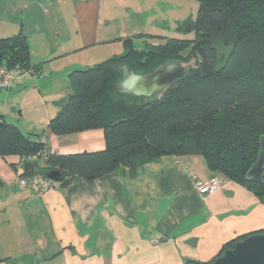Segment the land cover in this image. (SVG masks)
Here are the masks:
<instances>
[{"label":"crops","instance_id":"crops-1","mask_svg":"<svg viewBox=\"0 0 264 264\" xmlns=\"http://www.w3.org/2000/svg\"><path fill=\"white\" fill-rule=\"evenodd\" d=\"M150 15L136 0H0V39L22 33L39 66L37 78L0 90V119L51 154L104 151L102 129L57 136L48 126L72 94L70 73L121 56L123 40L154 28ZM36 164L0 157V264H209L229 242L264 232V203L244 186L197 191L193 176L224 179L201 156L121 166L45 195L18 184L40 175Z\"/></svg>","mask_w":264,"mask_h":264},{"label":"trees","instance_id":"trees-1","mask_svg":"<svg viewBox=\"0 0 264 264\" xmlns=\"http://www.w3.org/2000/svg\"><path fill=\"white\" fill-rule=\"evenodd\" d=\"M196 1L194 40L152 45L149 40L155 36L128 38L121 56L70 73L72 94L48 129L57 136L102 129L104 151L51 154L0 119V157L41 154L37 161L43 165L36 164L40 175L61 171L59 185L66 188L78 178L94 180L121 166L135 169L163 156H201L212 173L244 186L264 202V175L261 183L246 178L264 142V0ZM217 38L232 47L226 57L219 56L213 45ZM137 40L144 48L136 47ZM192 59L198 60L197 68L187 70L185 78L159 98L117 94L124 66L135 74H151L161 65ZM0 64L32 68L39 75L22 33L0 39ZM248 237L226 244L209 264Z\"/></svg>","mask_w":264,"mask_h":264},{"label":"water","instance_id":"water-1","mask_svg":"<svg viewBox=\"0 0 264 264\" xmlns=\"http://www.w3.org/2000/svg\"><path fill=\"white\" fill-rule=\"evenodd\" d=\"M121 69L123 78L117 86V94L147 99L161 95L177 81L184 79L187 74V69L177 61L167 63L151 74H135L130 72L127 66ZM263 175L264 142L259 160L247 173L246 178L251 182L261 183ZM46 178L60 183L63 173L51 171L47 173ZM212 264H264V233L254 234L239 241L233 249L227 250Z\"/></svg>","mask_w":264,"mask_h":264},{"label":"rangeland","instance_id":"rangeland-1","mask_svg":"<svg viewBox=\"0 0 264 264\" xmlns=\"http://www.w3.org/2000/svg\"><path fill=\"white\" fill-rule=\"evenodd\" d=\"M143 9H146L148 15L153 18L154 28L148 27L143 30L144 34L155 36L149 43L154 45L164 44L169 39L194 40L195 34L192 25L196 21L199 13V4L196 0H136ZM145 5V8H144ZM144 13V11H142ZM149 31V32H147ZM149 33V34H148ZM136 47L144 48L143 41L137 40ZM218 55L226 57L231 51V46L223 38H217L213 41ZM119 56V55H118ZM100 61H103V53L99 54ZM188 55H185L187 59ZM198 60H186L183 66L187 70L197 68ZM161 65L159 68L163 67ZM158 68V69H159ZM161 95H157L159 98Z\"/></svg>","mask_w":264,"mask_h":264},{"label":"built area","instance_id":"built-area-1","mask_svg":"<svg viewBox=\"0 0 264 264\" xmlns=\"http://www.w3.org/2000/svg\"><path fill=\"white\" fill-rule=\"evenodd\" d=\"M26 76L37 78L39 75L32 68L25 69L19 66L14 68H7L6 66L0 64V90H9L13 86V84L19 82ZM42 155L45 157L46 153H42ZM39 158H43L41 154H37L27 158H20V163L23 164L25 162H34ZM193 180L197 191L204 196H210L217 193L227 183L226 180L216 176L208 181H201L197 179L196 176H193ZM18 184L21 188L29 189L33 194L36 195H45L52 189H55L57 188V186H59V183L53 182L43 175L19 179Z\"/></svg>","mask_w":264,"mask_h":264}]
</instances>
